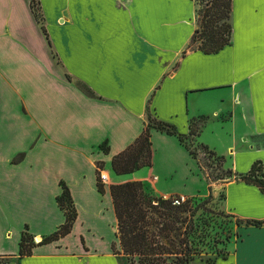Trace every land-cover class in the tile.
I'll use <instances>...</instances> for the list:
<instances>
[{"label": "crops", "instance_id": "crops-1", "mask_svg": "<svg viewBox=\"0 0 264 264\" xmlns=\"http://www.w3.org/2000/svg\"><path fill=\"white\" fill-rule=\"evenodd\" d=\"M31 1L0 0V264H123L112 251L120 245L110 185L140 181L157 197L205 193L185 145L156 129L152 166L113 172L112 158L150 113L223 156L233 174L224 209L264 221V194L239 178L255 162L264 172V0H231L230 44L212 54L188 48L194 0H36L41 22ZM201 119L191 137L189 122ZM61 183L76 219L69 234L38 245L65 221ZM106 213L114 236L95 237ZM22 231L35 242L23 257ZM236 233L215 264H264V224Z\"/></svg>", "mask_w": 264, "mask_h": 264}, {"label": "trees", "instance_id": "trees-1", "mask_svg": "<svg viewBox=\"0 0 264 264\" xmlns=\"http://www.w3.org/2000/svg\"><path fill=\"white\" fill-rule=\"evenodd\" d=\"M35 1H31L32 9L36 5ZM198 1L194 0L196 28L189 40L188 48L205 54L216 53L230 44L231 0H200L204 6H199ZM33 13L36 20L41 22V15L34 9ZM195 44L196 47H193ZM83 90L91 94L89 90L85 88ZM196 123V120L189 122L191 137L199 134ZM152 129L176 135L195 159L194 152L185 143L187 138L177 134L172 125L156 118L151 120V116L147 115V123L142 133L125 150L112 158L111 168L115 174H129L143 167L152 166L153 149L150 141ZM210 153L214 154L212 151ZM219 157L224 161L223 156ZM97 167V188L103 193V184L99 180V170L102 166ZM229 172L232 174L230 170ZM239 178L255 185L264 194V172L260 162L252 164L249 172L240 175ZM61 186L63 191L56 201L64 213L65 221L38 245L58 240L71 232L77 213L67 187L62 183ZM109 192L116 220L115 236L120 245L119 251L116 250L115 244H112V251L122 254L128 264H196V259L204 261L205 264H215L217 259H203L201 256L206 253L204 246L208 233L203 222L199 223L198 218L194 219L195 214L190 206V200L186 199L180 205H173L171 200L147 194L140 181L112 184L109 186ZM235 224L237 227L261 226L264 221L238 219ZM33 247H35L33 238L26 231H22L19 256H29ZM226 257L227 254H223L222 259Z\"/></svg>", "mask_w": 264, "mask_h": 264}, {"label": "rangeland", "instance_id": "rangeland-1", "mask_svg": "<svg viewBox=\"0 0 264 264\" xmlns=\"http://www.w3.org/2000/svg\"><path fill=\"white\" fill-rule=\"evenodd\" d=\"M198 4L199 6H204L200 0ZM33 9L37 14H40L37 4ZM196 45L197 44L193 45V47H196ZM150 116L151 120L155 118L151 113ZM202 121L203 119L197 121L196 124L198 128ZM185 143L194 152L198 167L207 182L205 193L193 197H186L190 200V206L194 210V219L196 220L198 218L199 223L203 222L208 233L204 246V252L206 253L201 256L203 259H221L223 254L228 255L232 251L233 243L236 241L238 235L236 233L237 226L235 224L238 219L233 214L227 212L223 207L224 195L222 185L229 179H232L233 175L225 166V160L223 161L222 158L215 153L211 154L209 149L194 145L191 138L186 139ZM102 170L103 169L99 170V175ZM145 192L152 197H157L152 193ZM70 207H72L71 204ZM113 217V215L109 216L106 213L104 218H98L99 220L93 227L96 231L95 237L101 235V237L109 239L114 236L115 223ZM226 236H230L231 238L227 239ZM33 243L35 244L34 240ZM118 249H120V247H116V250ZM122 260L123 264H128L125 258ZM195 263L205 264V262L200 259H196Z\"/></svg>", "mask_w": 264, "mask_h": 264}, {"label": "built area", "instance_id": "built-area-1", "mask_svg": "<svg viewBox=\"0 0 264 264\" xmlns=\"http://www.w3.org/2000/svg\"><path fill=\"white\" fill-rule=\"evenodd\" d=\"M99 179L102 184H105L107 182V175L101 171ZM161 198L164 200H171L173 205H180L187 199L183 195L161 196Z\"/></svg>", "mask_w": 264, "mask_h": 264}]
</instances>
